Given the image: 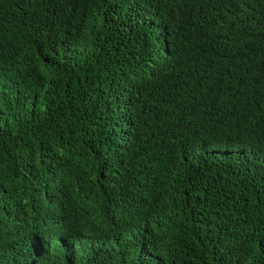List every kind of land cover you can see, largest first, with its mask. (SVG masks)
<instances>
[{"label":"trees","instance_id":"1","mask_svg":"<svg viewBox=\"0 0 264 264\" xmlns=\"http://www.w3.org/2000/svg\"><path fill=\"white\" fill-rule=\"evenodd\" d=\"M0 264H264V0H0Z\"/></svg>","mask_w":264,"mask_h":264}]
</instances>
